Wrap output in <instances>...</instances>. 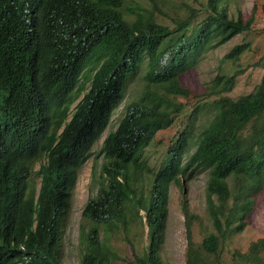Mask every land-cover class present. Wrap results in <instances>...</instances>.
<instances>
[{"label":"trees","instance_id":"trees-1","mask_svg":"<svg viewBox=\"0 0 264 264\" xmlns=\"http://www.w3.org/2000/svg\"><path fill=\"white\" fill-rule=\"evenodd\" d=\"M150 1L149 9L126 0H0V264H62L63 217L78 172L136 77L144 82L141 96L99 150L104 163L94 169L95 194L82 211L89 226L80 229L78 264H118L112 241L119 236L131 247L126 264H163L169 188L182 189L181 176L201 167L209 171L211 230L193 241L192 227L202 221L183 194L185 264H216L221 243L247 225L264 188V53L252 64L262 70L259 82L237 99L228 94L244 69L217 73L204 94L214 114L190 141L200 100L182 101L190 92L180 76L248 32L253 19L230 15L231 0H201L170 27L156 21L161 10ZM247 46H235L225 61L238 60ZM185 116L186 137L176 130L164 160L149 168L144 149ZM33 175L38 190L29 184ZM139 222L148 240L141 251L130 234ZM245 256L264 264V237Z\"/></svg>","mask_w":264,"mask_h":264},{"label":"rangeland","instance_id":"rangeland-1","mask_svg":"<svg viewBox=\"0 0 264 264\" xmlns=\"http://www.w3.org/2000/svg\"><path fill=\"white\" fill-rule=\"evenodd\" d=\"M156 6L161 10H154L156 21L170 27L174 22L185 16L188 6L200 9L201 6L196 1L201 0H154ZM135 4L149 8L152 6L150 0H126V6ZM242 15L246 21L253 19V23L248 32L238 34L210 50L194 66L188 68L181 76L182 85L189 89L188 99L182 98L184 103L190 105L199 99V110L191 118L193 129L189 132L188 141L196 138L202 127L212 118L214 114L212 97L205 98L204 94L209 93L211 82L218 72L230 73L234 69H244L238 77L236 85L228 96L232 99L250 93L259 82L262 70L252 64L264 53V0H231L230 15L236 17ZM247 44V50L238 55V60L231 63L226 60V55L237 45ZM143 80L135 78V82L129 86L125 100L116 110L108 129L104 132L101 140L92 148V156L84 164L79 172L78 180L72 195L70 209L63 220V234L60 237L59 255L62 264H78L81 257V243L79 233L81 226L88 228L89 224L83 221L82 211L91 196L95 194L93 186V166L94 168L104 163L103 156L99 153L103 139L113 131L120 120L124 109L128 103L137 100L142 93ZM198 96V98H196ZM189 113V112H188ZM185 123L179 118H175L168 132L159 133L150 145L143 151V159L151 169H155L165 158L169 147L176 141V130L186 137V126L188 117L185 116ZM193 145L190 142V146ZM193 152V148L188 150V154ZM187 157L185 158V161ZM152 171V170H151ZM191 169L189 170L190 173ZM208 169L201 167L192 171L191 178L182 177V189L179 184L174 183L169 188V202L167 205V223L165 227L164 242L162 245L161 259L163 264H185V251L187 246L186 230L184 225V215L181 210V199L184 194L187 205L191 213L196 214L201 219V225L195 223L192 227V238L195 243H200L206 234L211 230L205 210V186L208 179ZM32 186L39 183V178L34 175L30 180ZM254 206L247 225L239 233L232 234L220 245V257L216 264H263L260 261L252 263L247 260L245 253L250 246L260 238L264 237V188L255 195ZM143 217L144 212H140ZM138 222V220L136 221ZM130 234L137 251H141L147 244V227L138 223ZM114 237L112 244L122 260L118 264H126L123 260L132 256L131 247L128 246L119 236Z\"/></svg>","mask_w":264,"mask_h":264},{"label":"clouds","instance_id":"clouds-1","mask_svg":"<svg viewBox=\"0 0 264 264\" xmlns=\"http://www.w3.org/2000/svg\"><path fill=\"white\" fill-rule=\"evenodd\" d=\"M102 142H103V141H102ZM96 144H97V143H96ZM93 147H94V146H93ZM91 156H92V152H91ZM88 160H89V158L85 161V163H86ZM85 163H84V164H85ZM84 164H83V166H84ZM102 164H103V163H102ZM102 164H101V165H102ZM101 165H100V166H101ZM83 166H82V167H83ZM100 166H98V167H96V168H94V166H93V179H94V169H97V170H98ZM82 167L80 168V170L82 169ZM80 170H79V172H80ZM35 172H36V171H35ZM79 172H78V175H79ZM33 176H34V175H33ZM30 180H31V177H30ZM77 180H78V176H77ZM77 180H76V183H77ZM29 184L31 185L30 181H29ZM39 185H40V182H39L37 185H35V186H32V185H31V186H32V187H35L36 190H38ZM75 186H76V184H75ZM74 189H75V188H74ZM73 192H74V190H73ZM73 192H72V195H73ZM92 197H94V196H91L90 198H92ZM90 198H89V199H90ZM89 199H88V200H89ZM71 200H72V198H71ZM69 209H70V208H69ZM66 213H67V212H66ZM66 213H65V215H66ZM65 215H64V217H65ZM64 217H63V219H64Z\"/></svg>","mask_w":264,"mask_h":264}]
</instances>
